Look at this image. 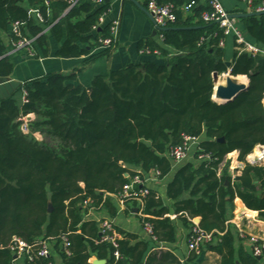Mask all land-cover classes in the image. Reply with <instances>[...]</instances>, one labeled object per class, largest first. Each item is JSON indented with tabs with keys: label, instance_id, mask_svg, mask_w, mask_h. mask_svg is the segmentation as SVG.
Masks as SVG:
<instances>
[{
	"label": "trees",
	"instance_id": "obj_1",
	"mask_svg": "<svg viewBox=\"0 0 264 264\" xmlns=\"http://www.w3.org/2000/svg\"><path fill=\"white\" fill-rule=\"evenodd\" d=\"M96 1L0 0V78L13 75L9 50L23 40L32 41L35 59L50 56L51 37L59 45L58 58L89 56L86 64L108 58L116 44L100 49L99 40L110 36L112 22L99 26V19L111 4ZM151 1L173 5L177 19L141 49L149 60L96 76L89 87L77 83L75 73H48L21 85L16 93L25 94L27 102L16 93L0 99V264L16 263L9 248L15 237L28 244L48 241L63 264H90L92 256L108 264H182L172 253L161 258L149 253V241L116 226L122 235L118 248L101 242L102 227L89 211L117 217L116 196L137 170L158 171V179L174 173L165 197L150 188L142 203L126 201L128 212L138 208L143 226H153L158 243L177 241L178 225L168 216L173 212L184 227L190 230L199 220L215 238L202 254L190 251L187 262L211 251L221 264H259L252 253L237 255L235 233L226 224L236 198L264 217V199L258 196L264 193V166L248 162L264 146V56L238 50L234 39L229 60L227 38L217 23L203 20L210 7L201 0L188 13L184 7L191 0H145L146 8ZM16 23L18 35L11 31ZM238 23L246 39L264 49V14ZM214 73L245 75L249 88L235 101L218 104ZM28 115L34 118L26 132L21 118ZM184 136L200 138L199 150L194 161L175 167L168 153ZM236 151L244 164L239 179L232 178L227 160ZM201 154L209 159L198 160ZM63 236L70 254L61 249ZM23 260L55 264L52 256Z\"/></svg>",
	"mask_w": 264,
	"mask_h": 264
},
{
	"label": "crops",
	"instance_id": "obj_2",
	"mask_svg": "<svg viewBox=\"0 0 264 264\" xmlns=\"http://www.w3.org/2000/svg\"><path fill=\"white\" fill-rule=\"evenodd\" d=\"M135 1L138 3V5L131 0H112L109 2L111 7L109 8L105 23H111L113 20H119V34L116 45L108 58H101L89 64H86V61L90 58L89 56H83L81 58L74 59L58 58L55 56V53L59 45L51 37L49 41L50 56L47 58H30L25 56V50L19 51L11 47L9 50V55L12 56L15 65V70L11 78L21 81L23 84L26 80L40 77L52 72L61 74L75 73L77 76V83L82 84L85 87H89L92 80L96 76L106 77L112 71L125 67L128 64H140L149 60V57L142 54L141 49L151 40L158 41V32L147 11L145 0ZM220 1L231 14H242L243 11L247 12L246 3L244 1ZM35 13L37 14V12ZM12 30L13 26L11 28V31ZM226 41L227 57L229 60H231L233 52L236 49L234 46V39L229 37ZM5 42L7 45L10 44L8 37H5ZM21 53H23L22 56H19ZM42 66H44L45 69H43ZM26 68L35 70V74L25 73ZM245 77L247 78V81H249V78L247 76ZM22 97L23 95L21 93H16V98L22 99ZM32 118H34V116H32ZM228 156V161H230V165L235 169L237 179L242 175L244 164L238 161L239 153L237 151L229 154ZM173 175L174 173L165 179H158L152 184L151 188L160 191L165 197L167 184L172 179ZM258 196L261 199H264L263 192H258ZM164 200L167 204H171L168 199L164 198ZM117 203L119 212L115 218H111L105 211L96 210H90L89 216L100 222L113 221L114 225L119 229L130 232L136 235L139 239L149 241L151 244L149 253L158 254L160 258L164 254L172 253L181 261L182 264H221V256L211 251H205V253L197 260H194L193 262H187L190 253L187 247L190 230L181 224V222L177 219L176 214L173 212L168 216L178 225L177 241L172 244H163L166 247L165 250L155 251L154 248L157 247V243L151 240L146 234L144 227L139 220L140 214L138 208H134L133 212H128V207L126 204L121 206L118 200ZM234 204L235 209L233 216L226 224L227 230L231 227V230L235 233L234 245L237 255H239L240 250L251 254V245L248 241L251 235L257 236L260 241L264 242V217L260 215L258 210L248 209L240 198H236ZM239 229L244 231L246 237H241L239 235ZM61 249L63 251V247H61ZM52 257L55 261V264H63L59 253L53 249ZM93 258L100 259L97 256H92L89 260L90 264H93ZM259 259V264H264V252ZM15 261V264H25L24 260L21 258H15Z\"/></svg>",
	"mask_w": 264,
	"mask_h": 264
},
{
	"label": "built area",
	"instance_id": "obj_3",
	"mask_svg": "<svg viewBox=\"0 0 264 264\" xmlns=\"http://www.w3.org/2000/svg\"><path fill=\"white\" fill-rule=\"evenodd\" d=\"M77 0H72V3H75ZM199 0H191V2L184 7V12L188 13L191 9L197 5ZM210 7L209 11L203 13L202 18L205 22L208 23H217L220 29L223 31L224 37H232L237 43L238 50L242 52H247L252 55H263L264 49L259 48L258 46L249 42L241 28L239 27L238 19L233 17V14L229 13L224 7L220 0H201ZM98 4H102V0L96 1ZM247 13H264V0H246ZM147 11L157 29V32L160 29L166 27L169 23L176 21L177 16L175 13V8L173 5H158L155 1L149 2L147 6ZM107 14H104L99 19V26L105 23ZM37 17L41 19L39 13ZM19 23L13 25L12 33L18 35ZM96 29V27H95ZM119 34V20H113L110 28V36L107 38H101L100 49L112 48L117 42ZM162 39V38H161ZM32 41L23 40L20 41L16 47L17 50L23 49L27 51L31 56H34L33 49L31 48ZM221 46H224V42H221ZM147 52H149L147 50ZM23 102H27L25 99V94L22 97ZM33 115H28L22 117L23 121L22 128L27 132L28 130V121L32 118ZM183 143L177 146H174L170 149L168 156L174 162V166H180L182 163L187 161L189 156L192 153H195L199 150L200 138L184 136ZM256 157H253V154L249 156L248 162L253 165L264 166V146H258L255 150ZM209 159V156L203 154L199 155L198 160ZM230 172L232 178L235 179L237 174L233 166L230 165ZM158 171H154L148 174H144L141 170H137V174L132 177L127 185L124 186L122 192H120L116 198L121 206L126 204V201L134 199L140 203L149 195L150 188L153 183L158 180ZM89 203V202H87ZM86 203V204H87ZM100 222V221H99ZM102 227V239L101 242L111 243L115 248H118V240L122 239V235L115 229L113 221H102L100 222ZM144 230L146 234L157 243V247L154 250H165L166 247L162 243H158L154 235L153 226L150 223L144 224ZM239 235L241 237H246L244 231L239 229ZM215 240L212 233H206L203 231L198 223L195 220L192 221V226L190 229V235L188 238L187 247L189 251L196 252L198 255L202 254L203 249ZM251 245V252L256 257H261L264 252V242L260 241L257 236L251 235L248 239ZM63 242V252L70 254V242L68 237H62ZM16 258L28 259L33 261L36 257L49 259L52 256V250L50 243L48 241L39 239L34 244H28L27 242L14 238L9 246ZM116 258H120V253L116 250Z\"/></svg>",
	"mask_w": 264,
	"mask_h": 264
},
{
	"label": "water",
	"instance_id": "obj_4",
	"mask_svg": "<svg viewBox=\"0 0 264 264\" xmlns=\"http://www.w3.org/2000/svg\"><path fill=\"white\" fill-rule=\"evenodd\" d=\"M112 0H107L109 3ZM135 2L137 5L138 3L135 0H131ZM264 13H244V14H233V17L237 19H241L244 17L249 16H255V15H262ZM151 17V16H150ZM152 19V18H151ZM153 20V19H152ZM157 34V33H156ZM227 65L230 67L231 63L228 62ZM228 78L226 79V86L223 85H217L218 81L221 76H219L217 73L213 74V79L216 84L214 96L220 100V102L215 101V97H213V100L217 102L218 104H228L233 101L244 91L248 90L249 88V81L246 84H239L235 83L233 81V77L230 73H228ZM22 82L15 80L11 77L3 79L0 78V99H8L11 96H13L21 87ZM223 139H219V141H222ZM250 158V157H249ZM239 179V178H237ZM51 212V208L49 210ZM196 223H199V220L196 221ZM16 258V256H15ZM93 264H107V260H100L98 258H93Z\"/></svg>",
	"mask_w": 264,
	"mask_h": 264
},
{
	"label": "bare ground",
	"instance_id": "obj_5",
	"mask_svg": "<svg viewBox=\"0 0 264 264\" xmlns=\"http://www.w3.org/2000/svg\"><path fill=\"white\" fill-rule=\"evenodd\" d=\"M228 74H225V76L222 78V76L220 77L219 81H218V84L217 85H223V86H226V79L228 78ZM233 81L235 83H239V84H246L248 81H247V78L245 76H237V77H233ZM215 97V96H213ZM215 101L217 102H220V100L218 98H214ZM257 153V152H255ZM256 154L253 155V157H256L255 156Z\"/></svg>",
	"mask_w": 264,
	"mask_h": 264
},
{
	"label": "rangeland",
	"instance_id": "obj_6",
	"mask_svg": "<svg viewBox=\"0 0 264 264\" xmlns=\"http://www.w3.org/2000/svg\"><path fill=\"white\" fill-rule=\"evenodd\" d=\"M22 54L23 53H21V54H19V56H22ZM25 56H27V57H30V58H34L33 56H31L27 51H25ZM31 60H33V59H31ZM42 68L43 69H45V67L44 66H42ZM35 72V70H31L30 68H26L25 69V73H27V74H35L34 73ZM23 73H24V68H23ZM225 75H222V78L224 77ZM36 138L37 139H42V136L40 135V134H36ZM255 154V152L253 153V155ZM229 159V156L227 157V160ZM187 161H194V153H192L190 156H189V158L187 159ZM187 161H185V162H187ZM184 162V163H185ZM184 163H182V164H184Z\"/></svg>",
	"mask_w": 264,
	"mask_h": 264
}]
</instances>
